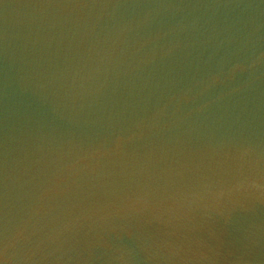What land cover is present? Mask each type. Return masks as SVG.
<instances>
[{"label":"water","instance_id":"obj_1","mask_svg":"<svg viewBox=\"0 0 264 264\" xmlns=\"http://www.w3.org/2000/svg\"><path fill=\"white\" fill-rule=\"evenodd\" d=\"M0 264H264V0H0Z\"/></svg>","mask_w":264,"mask_h":264}]
</instances>
